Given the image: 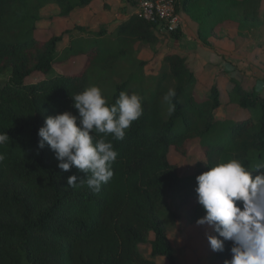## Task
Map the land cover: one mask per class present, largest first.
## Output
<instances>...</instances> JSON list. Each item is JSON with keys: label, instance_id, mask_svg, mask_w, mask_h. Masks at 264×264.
I'll return each instance as SVG.
<instances>
[{"label": "trees", "instance_id": "1", "mask_svg": "<svg viewBox=\"0 0 264 264\" xmlns=\"http://www.w3.org/2000/svg\"><path fill=\"white\" fill-rule=\"evenodd\" d=\"M92 1L0 0V73L10 72L0 84V133L9 135L0 145L5 156L0 161V264H158V255L166 264H179L168 234L170 212L177 214L166 194L182 192L186 211L200 218L205 210L197 200L198 175L229 159L252 168L264 164V92L236 79L228 102L216 83L201 95L195 70L177 50L165 52L159 68L149 74V62L135 55L136 44L157 43L166 31L156 22L135 11L113 28L88 30L75 24L65 30L70 41L63 50V34L38 37L42 8L55 4L58 15L67 18ZM175 4L198 24L206 46H212L210 37L220 24L237 22L254 33L264 17V0ZM181 28L170 35L179 39ZM72 58L78 59L76 68L52 72ZM36 72L45 77L28 81ZM92 85L101 88L109 104L121 91L135 92L143 108L123 140L106 137L118 156L113 176L99 192L86 184L68 186L69 176L86 174L74 166L62 171L50 146L38 147L45 118L65 111L78 114L72 95ZM170 89L175 91L171 103L165 99ZM226 103H236L244 114L219 116ZM194 140L205 162L183 174L170 160L171 149L186 154ZM146 242L149 255L140 248ZM232 246L225 241L224 250L206 264H225Z\"/></svg>", "mask_w": 264, "mask_h": 264}, {"label": "clouds", "instance_id": "2", "mask_svg": "<svg viewBox=\"0 0 264 264\" xmlns=\"http://www.w3.org/2000/svg\"><path fill=\"white\" fill-rule=\"evenodd\" d=\"M173 97L175 91L170 89L165 99L171 103ZM72 98L78 114L65 111L47 116L38 132V147L43 149L47 143L62 171L74 166L86 174L69 176L68 186L86 184L99 192L113 176L112 164L118 156L106 137L124 139L126 129L142 115V97L121 91L109 104L101 88L92 85ZM8 140L7 132L0 133V145ZM4 159L0 153V161ZM196 180L197 200L205 210L197 224H207L217 233L207 236L212 251H223L225 241H231L232 256L225 264H264V164L252 168L229 159L210 167Z\"/></svg>", "mask_w": 264, "mask_h": 264}, {"label": "rangeland", "instance_id": "3", "mask_svg": "<svg viewBox=\"0 0 264 264\" xmlns=\"http://www.w3.org/2000/svg\"><path fill=\"white\" fill-rule=\"evenodd\" d=\"M115 1L117 2L114 8H112V3L107 0H100L93 10H88L87 7L77 8L67 18L58 15L57 5L49 4L41 10L37 35L41 39H46L54 33L63 34V39L59 42V50H63L69 43V34L65 33L66 26L82 22L83 26L88 27L89 30L98 29L101 25L113 28L119 20L130 15L132 11L135 12L141 0ZM76 33L77 31L74 34ZM166 37V34L164 37L160 34V39L154 46L142 42L136 44L135 55L138 60L149 62L146 67L149 74L159 68L165 52L173 50L172 45L177 46V40L169 43L168 39L165 43ZM172 37L170 35V38ZM216 37L227 41L229 48L226 47L227 50L217 52V61L213 62L215 63L213 67L209 66L207 69L204 68L205 65L203 68L200 67L201 76L198 79L196 91H201L200 94L203 95L212 84L216 83L220 88L222 100L227 101L228 92L237 79L246 87H255L257 90L264 92V17L260 22L259 29L254 33H248L247 29L240 27L237 22L228 21L217 27ZM200 59L202 58H198V60ZM194 64V61L190 62L192 67ZM77 66L78 59L72 58L63 64H56L52 72L69 71ZM211 70L212 73H208ZM9 76V71L0 73V84L5 83ZM44 77L43 74L36 72L28 77V81H38ZM219 114V116L224 114L228 117H239L244 112L236 103H226L219 110ZM170 160L178 163L183 174L192 172L200 163L205 162L199 155L195 140L189 143V151L186 154L171 149ZM182 198V192L179 191H169L166 194V202L170 210L177 214L174 216L170 212L168 234L174 244L178 262L179 264H206L212 260L215 254L210 248L207 236L209 234L217 235V233L207 224L198 225V218L186 211ZM149 238H153L152 233ZM140 248L146 255L150 254L151 246L149 242L142 243ZM155 259L158 264L167 263L166 258L162 255L156 256Z\"/></svg>", "mask_w": 264, "mask_h": 264}, {"label": "crops", "instance_id": "4", "mask_svg": "<svg viewBox=\"0 0 264 264\" xmlns=\"http://www.w3.org/2000/svg\"><path fill=\"white\" fill-rule=\"evenodd\" d=\"M99 1L100 0H93L89 5L84 6V7H80V8L83 9V8L87 7L88 10H93L98 5ZM107 1L109 3H112L111 4L112 8L115 7V4L117 2L115 0H107ZM73 11L70 13L69 16L72 15ZM133 12L134 11H132V13ZM181 14H182V18H183L182 28H181V30H182L181 37L179 39H176L174 37L170 38V35H169L170 33H166V32H163L162 36L164 37L165 34L167 35V37L165 39L166 40L165 43L168 41V39H169V43H171L173 40H177V46L176 45H172V49L173 50H177L180 53L186 55L187 56V60L189 62L194 61L195 64L193 65V67H192V65H190V66L195 70V72H196V74L198 76V79H199L200 76H201L200 67L203 68L204 65H205L204 68L206 67V69L209 66L213 67V64H215L213 62L217 61V59H216L217 52L225 51L224 49L227 50V48H229V45H228L227 41H224L223 39L221 40L220 38H217L216 36H211L210 37V42L212 43V46L204 45L200 41V39L198 37V34H197L198 24L195 21H193L184 12H181ZM130 15H127L126 17L122 18L121 20L126 19ZM121 20H119L118 23ZM77 24L84 25V24H82V22L81 23L79 22ZM72 26H66L65 30L71 29ZM87 29L89 30L88 27H87ZM98 29H95V30H98ZM68 39L70 41V37H68ZM159 39H160V36H159ZM198 58H202V59L198 60ZM221 65H222V63H221ZM208 73H212V70L208 71Z\"/></svg>", "mask_w": 264, "mask_h": 264}, {"label": "built area", "instance_id": "5", "mask_svg": "<svg viewBox=\"0 0 264 264\" xmlns=\"http://www.w3.org/2000/svg\"><path fill=\"white\" fill-rule=\"evenodd\" d=\"M176 0H141L136 12L156 22L161 30L172 32L182 27V14L176 9Z\"/></svg>", "mask_w": 264, "mask_h": 264}]
</instances>
